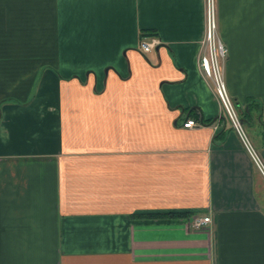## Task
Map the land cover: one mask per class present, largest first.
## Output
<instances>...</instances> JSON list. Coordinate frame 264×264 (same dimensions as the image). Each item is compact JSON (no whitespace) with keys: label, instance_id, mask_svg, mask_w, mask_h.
<instances>
[{"label":"crops","instance_id":"crops-1","mask_svg":"<svg viewBox=\"0 0 264 264\" xmlns=\"http://www.w3.org/2000/svg\"><path fill=\"white\" fill-rule=\"evenodd\" d=\"M216 5L264 162V0ZM203 36L204 0H0V264H264V181Z\"/></svg>","mask_w":264,"mask_h":264},{"label":"built area","instance_id":"built-area-1","mask_svg":"<svg viewBox=\"0 0 264 264\" xmlns=\"http://www.w3.org/2000/svg\"><path fill=\"white\" fill-rule=\"evenodd\" d=\"M158 44L159 41L156 38H143L140 40L139 46L143 52H148ZM226 56L227 48L218 35L216 0H204V36L201 51L199 53V67L205 78L209 80L213 87L215 95L221 104L223 117L238 136L243 148L264 181V162L253 146L245 130L239 111L226 87L224 77V62ZM204 125L203 122L194 119H187L183 123L184 128ZM209 222L210 217L197 216L194 217L191 226L193 228H201Z\"/></svg>","mask_w":264,"mask_h":264},{"label":"trees","instance_id":"trees-1","mask_svg":"<svg viewBox=\"0 0 264 264\" xmlns=\"http://www.w3.org/2000/svg\"><path fill=\"white\" fill-rule=\"evenodd\" d=\"M180 215H182V214H168V215H166V216H168V217H174V216H180ZM144 217H163L164 215H160V214H157V215H143Z\"/></svg>","mask_w":264,"mask_h":264},{"label":"rangeland","instance_id":"rangeland-1","mask_svg":"<svg viewBox=\"0 0 264 264\" xmlns=\"http://www.w3.org/2000/svg\"><path fill=\"white\" fill-rule=\"evenodd\" d=\"M247 134H248V136H249V138H250V133H249V131H247ZM250 140H251V138H250ZM252 142V141H251Z\"/></svg>","mask_w":264,"mask_h":264}]
</instances>
